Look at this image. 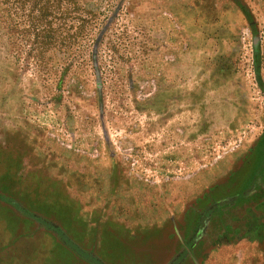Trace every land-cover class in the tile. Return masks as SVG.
Returning a JSON list of instances; mask_svg holds the SVG:
<instances>
[{
  "label": "rangeland",
  "instance_id": "obj_1",
  "mask_svg": "<svg viewBox=\"0 0 264 264\" xmlns=\"http://www.w3.org/2000/svg\"><path fill=\"white\" fill-rule=\"evenodd\" d=\"M89 7L56 75L0 25V264H264V0Z\"/></svg>",
  "mask_w": 264,
  "mask_h": 264
},
{
  "label": "trees",
  "instance_id": "obj_2",
  "mask_svg": "<svg viewBox=\"0 0 264 264\" xmlns=\"http://www.w3.org/2000/svg\"><path fill=\"white\" fill-rule=\"evenodd\" d=\"M93 2L95 0H0V25L18 57L25 54L33 60L36 71L56 75V69L49 67L47 62L55 59L65 64L81 53L79 48L84 49L90 42L97 44L101 40L96 34L101 27V12L89 7ZM94 57L95 52L92 53L95 62ZM258 146L253 172L264 167V138ZM261 192L264 195V190ZM248 200H255V197ZM92 261L104 264L97 257Z\"/></svg>",
  "mask_w": 264,
  "mask_h": 264
},
{
  "label": "crops",
  "instance_id": "obj_3",
  "mask_svg": "<svg viewBox=\"0 0 264 264\" xmlns=\"http://www.w3.org/2000/svg\"><path fill=\"white\" fill-rule=\"evenodd\" d=\"M254 196V193H252L251 194V198ZM259 197H261V198H264V195L262 194V193H260V195H258ZM255 197V196H254ZM256 198V197H255ZM249 198H247V199H245V200H242L240 203H237V204H242V203H247V202H252L251 200H248ZM236 204V205H237ZM235 205V206H236ZM228 208L229 207H227V208H225V207H222V208H220V209H222V210H220V212H219V210L216 212V213H214L213 215H212V217L214 216V215H216L217 214V216H221V214L223 215V213H225V212H229V210H228ZM262 209V208H261ZM215 212V211H214ZM186 249H187V252H191V249L189 248V247H186Z\"/></svg>",
  "mask_w": 264,
  "mask_h": 264
},
{
  "label": "flooded vegetation",
  "instance_id": "obj_4",
  "mask_svg": "<svg viewBox=\"0 0 264 264\" xmlns=\"http://www.w3.org/2000/svg\"><path fill=\"white\" fill-rule=\"evenodd\" d=\"M261 190H264V187H263V185L261 186V185H256L255 184V186H254V191L252 192V193H254V196L255 197H259L258 195H260V193H262L261 192ZM248 193H247V191L242 195V197H247L248 195H247Z\"/></svg>",
  "mask_w": 264,
  "mask_h": 264
}]
</instances>
